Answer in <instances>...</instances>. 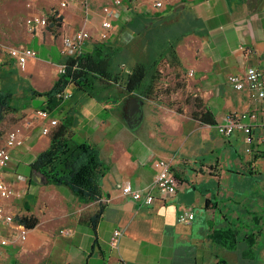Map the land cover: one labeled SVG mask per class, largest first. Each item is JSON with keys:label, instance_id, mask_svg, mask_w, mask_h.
I'll return each mask as SVG.
<instances>
[{"label": "crops", "instance_id": "1", "mask_svg": "<svg viewBox=\"0 0 264 264\" xmlns=\"http://www.w3.org/2000/svg\"><path fill=\"white\" fill-rule=\"evenodd\" d=\"M34 4L47 13L31 16H53L60 27L49 22L34 28L22 47L35 43L41 50L29 47L37 56L24 66L0 58V74L14 72L11 82L19 92L9 99L13 111L7 116L20 119L0 138V146L11 129L20 128L23 146L11 150L3 176L14 194L3 205L16 220L34 217L38 223L23 242L14 226H0L11 241L0 264H264V100L235 90L227 80L250 67L264 73V0H123L106 41L100 40L103 8L112 0ZM80 29L90 34L82 53L106 57L110 73L120 79L106 88L96 82L95 94L79 91L50 111L58 124L72 117L74 141L95 146L108 167L100 180V199L87 204L65 186L47 185L30 167L49 147L56 127L35 115L46 98L33 92L52 88L63 62L61 39ZM137 65L146 68L143 86L153 88L149 98L123 89ZM165 75L167 81L162 80ZM6 93L0 91V96ZM135 97L142 101V119L130 128L126 111ZM33 101L38 104L32 107ZM175 104L177 109L171 106ZM198 109L208 110L217 125L234 113H255L251 141L242 131L225 137L215 126L200 124L192 117ZM165 119L164 127L152 125ZM45 127L49 133H43ZM193 130L196 138L188 135ZM158 159L170 161L176 192L150 206L125 197V184L133 189L151 184ZM101 207L93 231L88 222ZM187 210L193 219L180 220ZM226 228L238 231L233 250L210 239L213 229ZM116 229L121 236L111 249Z\"/></svg>", "mask_w": 264, "mask_h": 264}, {"label": "trees", "instance_id": "2", "mask_svg": "<svg viewBox=\"0 0 264 264\" xmlns=\"http://www.w3.org/2000/svg\"><path fill=\"white\" fill-rule=\"evenodd\" d=\"M60 20L49 17V26L60 27ZM66 70L59 74L52 88L36 96H44L46 102L43 109L52 111L57 109L62 100L57 95L65 88L72 86L73 90L95 93V83L99 82L105 88L118 84L119 77L110 73L109 61L100 53H82L76 58L65 61ZM146 68L143 65L135 66L123 81V89L127 94H140L149 98L153 93L152 86H143L146 78ZM155 78V77H152ZM10 93L0 96V116L4 108L12 112L9 105ZM3 108V109H2ZM194 120L202 125L216 126L214 117L208 110H197L192 114ZM73 118L65 116L50 134L49 147L41 152L30 165L31 169L44 178L47 185L65 186L76 196L81 203H91L100 199L102 192L101 178L106 174L108 167L99 158L98 150L88 142H75L73 132ZM101 207L90 219L89 226L96 230L101 216ZM18 222L27 229L34 228L38 220L34 217H20ZM238 231L232 228L213 229L210 239L227 250H233L237 245ZM249 241H251L248 238ZM218 264H225L220 261Z\"/></svg>", "mask_w": 264, "mask_h": 264}, {"label": "built area", "instance_id": "3", "mask_svg": "<svg viewBox=\"0 0 264 264\" xmlns=\"http://www.w3.org/2000/svg\"><path fill=\"white\" fill-rule=\"evenodd\" d=\"M122 2L123 0H112L111 6L103 8L106 18L101 23V41H106L110 37L111 32L113 31V20L118 18L120 14L119 8L122 6ZM61 5L65 7L66 2H63ZM161 5L160 2L156 3L157 7H160ZM38 25L47 26V19L39 16H31L27 19V27L30 32H33L34 28ZM89 38L90 34L83 29L62 37L59 54L63 58V62L58 65V75L65 73L66 60L76 58L82 54L83 46ZM2 53H4V49L0 44V56ZM6 55L10 59H13L16 65L22 67L29 59L36 57L37 53L32 48L20 47L18 49L6 51ZM227 80L235 90H247L254 100H264V73L261 70L250 67L243 73V75H230ZM72 96L69 87L65 88L57 95L62 102L71 99ZM35 115L40 119H48L51 127L58 124V121L51 118L50 112L45 109L35 111ZM255 121L256 114L245 111L242 113L231 114L224 123L216 125L215 128L220 135L225 137H229L237 130L242 131L248 135L249 138L247 141L250 142L251 128ZM43 133H49V128L45 127ZM23 143L24 139L20 128H13L7 133L5 144L0 146V226H14L17 238L21 242L26 240L28 229L23 227L14 216L7 214L5 211L3 201L12 197L14 191L4 181L3 176L11 161V150L23 146ZM153 167L155 169V176L151 184L142 189H133L129 184H125L121 188L123 195L146 206L152 205L158 199H166L173 195L177 190L178 181L172 170L170 161L158 159L153 163ZM190 210H187L185 216H182L180 220L193 219V213H191ZM61 233L67 234V232L64 231ZM120 236V230L116 229L113 231L109 239V246L111 249H116L118 247ZM10 242V239L4 236L0 230V254Z\"/></svg>", "mask_w": 264, "mask_h": 264}, {"label": "rangeland", "instance_id": "4", "mask_svg": "<svg viewBox=\"0 0 264 264\" xmlns=\"http://www.w3.org/2000/svg\"><path fill=\"white\" fill-rule=\"evenodd\" d=\"M34 1L35 0H0V44L4 49V53H2L0 58L4 63L5 62L14 63L13 59H10L6 55V51H10V50L18 49L22 46H26V42L31 37V35H33L28 30L27 18L33 15L32 13H44L45 15L47 13L44 6L37 7L36 4H34ZM48 23H49V19L47 20V25ZM29 47L35 48L37 50H41L39 47L35 45V43L29 45ZM13 76H15L14 72L7 74V71H5L2 75L0 74V82L3 83L0 84V91H2V93L8 91L11 94V98H10L11 100L19 96L17 86L15 85L16 83L11 82V77ZM162 80L167 81L168 76L165 75ZM158 89L164 91V88H158ZM70 92L72 93V95H74L77 94L79 91L70 88ZM37 104L38 103L36 101H33L31 103V106L33 107L36 106ZM171 106L175 107V109L178 108V105L176 104ZM8 111L9 110H6V108H4L2 112V116H0V138L2 141L6 136V132L13 126L19 125V121H20V119L12 118L10 117V115L7 116V114L10 113ZM166 122H169L168 119L167 121L165 119L163 123H160L159 121L154 122L152 125L155 127L157 126L158 128L164 127L163 124H165ZM184 127H186V125ZM188 135L191 138H196V130L188 132ZM23 170L24 168H21V172H24V174H26L27 171L26 170L23 171ZM37 175L41 178L39 174ZM35 179L36 178H34V181L37 182V180Z\"/></svg>", "mask_w": 264, "mask_h": 264}, {"label": "water", "instance_id": "5", "mask_svg": "<svg viewBox=\"0 0 264 264\" xmlns=\"http://www.w3.org/2000/svg\"><path fill=\"white\" fill-rule=\"evenodd\" d=\"M141 103L142 101L137 97L130 99L126 111L127 112L126 123L130 128L134 127L142 119Z\"/></svg>", "mask_w": 264, "mask_h": 264}]
</instances>
